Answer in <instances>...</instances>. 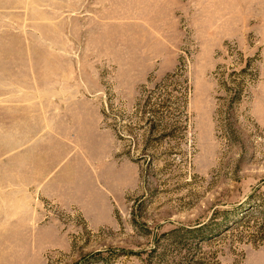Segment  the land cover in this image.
Wrapping results in <instances>:
<instances>
[{"label":"rangeland","instance_id":"rangeland-1","mask_svg":"<svg viewBox=\"0 0 264 264\" xmlns=\"http://www.w3.org/2000/svg\"><path fill=\"white\" fill-rule=\"evenodd\" d=\"M156 2L133 27L70 29L65 96L100 103L109 212L10 182L2 139L0 264H264V0ZM72 137L65 151L86 152Z\"/></svg>","mask_w":264,"mask_h":264},{"label":"crops","instance_id":"crops-1","mask_svg":"<svg viewBox=\"0 0 264 264\" xmlns=\"http://www.w3.org/2000/svg\"><path fill=\"white\" fill-rule=\"evenodd\" d=\"M156 5V0H0V126H6L8 132L15 129L9 134L0 132V140L15 141V174H10V182H25L27 187H36L59 202L109 212V198L97 188L98 180L106 188L113 185L104 182V172L96 169L102 160L98 153L100 103L71 101L69 95L67 99L65 96L71 90L70 29H118L128 23L133 27L130 23L142 19L144 13L161 12ZM42 29L46 30L43 35ZM42 44L47 46L45 56L39 52ZM56 59L60 64L57 67ZM43 60L46 63L40 72ZM71 108L81 111L70 113ZM73 115L76 117L66 123ZM24 125L37 134L31 147L19 142ZM105 132L110 138V132ZM68 135L84 142L80 147L87 151L66 152ZM106 149L103 158H111V141L106 142ZM110 174L106 179L112 178ZM115 179L116 183L117 169ZM98 198L103 200L100 207L104 210L98 208Z\"/></svg>","mask_w":264,"mask_h":264},{"label":"trees","instance_id":"trees-1","mask_svg":"<svg viewBox=\"0 0 264 264\" xmlns=\"http://www.w3.org/2000/svg\"><path fill=\"white\" fill-rule=\"evenodd\" d=\"M240 95H241V91H240V89L238 90V92L235 94V102L236 101H239V97H240ZM161 108V107H160ZM167 109H168V107H166L165 105L164 106H162V110H165L166 112H167Z\"/></svg>","mask_w":264,"mask_h":264}]
</instances>
